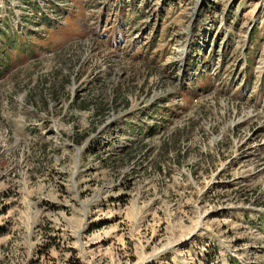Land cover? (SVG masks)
<instances>
[{
  "label": "rangeland",
  "instance_id": "obj_1",
  "mask_svg": "<svg viewBox=\"0 0 264 264\" xmlns=\"http://www.w3.org/2000/svg\"><path fill=\"white\" fill-rule=\"evenodd\" d=\"M56 2L0 0V264H264V0Z\"/></svg>",
  "mask_w": 264,
  "mask_h": 264
},
{
  "label": "built area",
  "instance_id": "obj_2",
  "mask_svg": "<svg viewBox=\"0 0 264 264\" xmlns=\"http://www.w3.org/2000/svg\"><path fill=\"white\" fill-rule=\"evenodd\" d=\"M3 1V0H2ZM38 2V8H37V14L38 15H45L48 17H51L52 19L58 21L61 18V15H57L55 12H53L54 5H59L58 2H56V0H37ZM53 5V6H51ZM14 7V6H13ZM14 12H16V18L19 16L17 11L14 10ZM13 24H16L15 22H13Z\"/></svg>",
  "mask_w": 264,
  "mask_h": 264
},
{
  "label": "bare ground",
  "instance_id": "obj_3",
  "mask_svg": "<svg viewBox=\"0 0 264 264\" xmlns=\"http://www.w3.org/2000/svg\"><path fill=\"white\" fill-rule=\"evenodd\" d=\"M183 55V54H182ZM182 55H181V58H182Z\"/></svg>",
  "mask_w": 264,
  "mask_h": 264
}]
</instances>
